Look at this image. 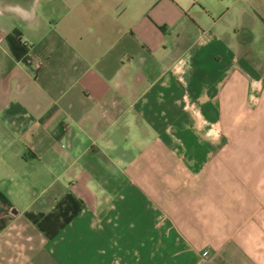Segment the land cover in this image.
Wrapping results in <instances>:
<instances>
[{
  "label": "crops",
  "instance_id": "crops-1",
  "mask_svg": "<svg viewBox=\"0 0 264 264\" xmlns=\"http://www.w3.org/2000/svg\"><path fill=\"white\" fill-rule=\"evenodd\" d=\"M0 264H264V0H0Z\"/></svg>",
  "mask_w": 264,
  "mask_h": 264
},
{
  "label": "rangeland",
  "instance_id": "rangeland-1",
  "mask_svg": "<svg viewBox=\"0 0 264 264\" xmlns=\"http://www.w3.org/2000/svg\"><path fill=\"white\" fill-rule=\"evenodd\" d=\"M183 115L187 116L188 113H184ZM189 131V127H187L186 129H184L183 127V130H178L177 134H185L188 136ZM173 132L174 127L167 126L166 143L164 144L166 149L165 173H153L154 169L151 165L149 178L147 177V175L144 176V181L147 182V180H149L150 183L151 190L146 193L150 198L149 209L153 220L156 223L163 218H166V221L168 222L165 225L166 229L164 233L167 238L165 239V241H162V245L166 247H173L177 245V237H175L173 234V232H176L177 234V228H174L172 224V222H177V195L179 196L180 186L183 185L184 188H186V183L188 184V182H190V171L188 169L189 166L187 165V159L191 158V148L188 145H185L186 149L184 148L183 150V152L185 151L186 153L187 159L183 157H177V142L173 143ZM137 138L138 133L137 131H135L133 132V136L128 139L127 145H133V168L138 172V168L140 166L139 163L141 160H138L137 155L141 146H138ZM152 161L154 160L151 159V162ZM177 172H181L182 176L180 177V174H178ZM134 181L138 183L137 180ZM184 191L185 189L182 192ZM186 193L189 192L186 191ZM151 234H153V232H151Z\"/></svg>",
  "mask_w": 264,
  "mask_h": 264
},
{
  "label": "built area",
  "instance_id": "built-area-1",
  "mask_svg": "<svg viewBox=\"0 0 264 264\" xmlns=\"http://www.w3.org/2000/svg\"><path fill=\"white\" fill-rule=\"evenodd\" d=\"M40 67L39 64H35V68L38 69Z\"/></svg>",
  "mask_w": 264,
  "mask_h": 264
}]
</instances>
